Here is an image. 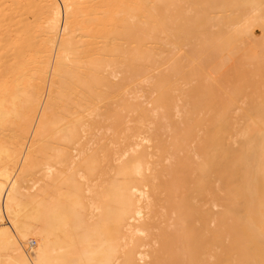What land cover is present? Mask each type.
Instances as JSON below:
<instances>
[{"label":"bare ground","instance_id":"1","mask_svg":"<svg viewBox=\"0 0 264 264\" xmlns=\"http://www.w3.org/2000/svg\"><path fill=\"white\" fill-rule=\"evenodd\" d=\"M262 1L0 0V264H264Z\"/></svg>","mask_w":264,"mask_h":264},{"label":"rangeland","instance_id":"2","mask_svg":"<svg viewBox=\"0 0 264 264\" xmlns=\"http://www.w3.org/2000/svg\"><path fill=\"white\" fill-rule=\"evenodd\" d=\"M261 3H264V1H262ZM262 10H264V7H262ZM254 31H255V36H256V38H258V37H260V39H262L261 38V35L262 34H264V32H262L261 31V29H260V27L259 26H253V28H252ZM262 37H264V35H262ZM248 46V45H247ZM256 46H257V48H256ZM259 47L260 46H258L257 44H254L252 47H251V49L255 52V53H258V52H260V50H259ZM261 49V48H260ZM258 51V52H257ZM261 52H264V51H261ZM260 70H262V69H264V68H259ZM261 72V71H260ZM259 74V73H258ZM242 75V74H241ZM244 75V74H243ZM246 76V75H245ZM260 76H262V75H260ZM262 77H264V76H262ZM248 91V90H247ZM244 92L246 93V91L244 90ZM241 100H240V99ZM244 98V97H243ZM251 98H253V97H251ZM250 97L248 98L247 97V99H245V100H252ZM256 99V98H255ZM254 99V100H255ZM258 99V98H257ZM237 100L238 101H242V97L240 96V97H237ZM244 101V100H243ZM6 221V220H5ZM27 245V246H26ZM23 247H24V249L26 250V251H30L31 249L33 250V248H31V245L30 244H28V243H24L23 244Z\"/></svg>","mask_w":264,"mask_h":264}]
</instances>
